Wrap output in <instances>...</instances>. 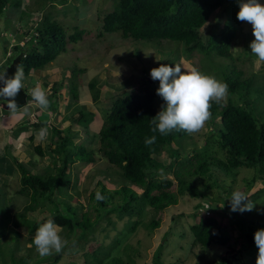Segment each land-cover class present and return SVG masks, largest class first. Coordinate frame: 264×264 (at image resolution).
<instances>
[{"label": "trees", "instance_id": "obj_1", "mask_svg": "<svg viewBox=\"0 0 264 264\" xmlns=\"http://www.w3.org/2000/svg\"><path fill=\"white\" fill-rule=\"evenodd\" d=\"M113 1L114 9L100 19L99 36L102 35L101 33H119L124 40L146 42L166 40L182 44L186 60L199 57L201 63H208L211 66L206 69L207 75L220 78L221 82L228 84L226 101L211 103V119L208 122L211 126L209 132L211 143L216 144L225 154V159H218L208 151L194 150L189 155L184 148L185 138L189 134L184 131H174L166 136H161L159 132L153 133L152 118L159 112L160 96L157 95L156 89L151 87L150 82L144 80L138 84V90L135 91L136 86H133L132 91L114 99L104 113L102 127L90 136L88 145L74 144L71 137L62 136V131L52 128V137L45 150L40 145L33 148L40 156H47L52 163V170L44 175L29 172L17 162L16 158L8 155L12 164L7 163L9 172L6 175L11 177L16 171L20 172V188L17 193L29 196L30 204L24 207L23 212L13 216L8 209L0 208V257L9 256V260L3 259L1 264H28L31 253L16 258L15 247H25L26 241L34 238L37 227L49 219L42 215L41 211L34 219L28 218L29 214L35 212L37 206H42L53 193H61L69 187L68 173L74 163H92L95 154L102 156L117 169L115 173L121 180V187L108 191L102 186L97 191L105 197L102 201L96 200L97 192L93 191L90 195L92 204L90 207L98 212L99 209H105L112 204L117 197L119 203L114 210L118 219H122L125 215L129 217L140 215L138 201L141 195L154 212H162L176 205L178 197L185 195L204 202L205 195L198 190L196 178H205L211 181L207 187L221 190L214 173L217 176L231 178L234 182L239 170H253L254 175L251 180H244L247 186L251 187L257 180L264 182V75L259 77V80L255 74L243 77V71L233 64L232 42L241 31V21L237 19L239 6L234 9L229 7V10H232L231 14L224 18V22L220 20L216 24L217 34L209 35L204 33L211 18L231 0ZM234 3L235 0H232V4ZM20 4V0H0V16L8 6L17 8ZM21 15V18L29 17L26 12H21ZM31 28L32 26H29V29L23 33L28 36ZM77 29L75 34L69 36V41L77 42L82 38L85 32ZM65 32V27L61 23L50 15H44L41 29H36L23 46L19 44L14 46V57L21 55L19 68L22 69L25 77H29L34 71L45 69L59 55L66 52ZM216 60H228L230 64L218 63ZM200 70L202 72L203 69ZM143 84L146 87H143ZM95 85L96 80H92L89 84L90 89H94ZM96 91V95L92 98L93 102L98 98L99 90ZM77 99V95L73 93L74 104ZM49 109L54 112L53 103L50 104ZM94 116V113L82 107L76 115L68 119L72 124L87 131ZM45 125V122L39 120L35 124L27 125V128L16 126L9 132L13 135L15 133V138L20 133L28 134L29 141H33L34 131ZM153 135L156 136V143L145 145V139ZM54 136L58 138L57 141L53 140ZM92 144L97 146L96 151L89 149ZM175 165L176 169L173 170ZM160 169L172 171L176 182L175 190L172 180L155 177L160 174ZM98 185L101 183L98 182ZM135 188L140 189L142 193L137 194ZM262 195L260 190L252 194L249 199L255 203ZM228 199L230 197L225 198L224 204L231 211L229 213L233 217L234 227L243 237L244 232L241 228L243 212H233ZM201 206L202 204H199V207ZM82 209V206H71L69 202H65L62 209L54 207L51 211L50 218L63 228L61 235L66 239L72 234L74 227L88 229L100 218L98 215L96 221H92L90 213L80 212ZM109 211L107 210L106 213ZM158 225L157 221L152 220L143 227L152 231ZM138 226H141L140 221H129L126 225L130 231H134ZM24 227L26 233L22 234ZM9 228L15 231L7 236ZM190 234L193 238L192 245H199L202 248L212 245L227 247L230 241L229 232L225 227L219 226L214 216L201 217L197 223L190 226ZM246 237L247 241L242 243L243 248L255 244L254 236L250 238L249 234ZM10 241L14 242L12 246L9 245ZM118 244V241L112 242L109 246L99 243L79 260L63 261L61 260L63 256H58L53 262L44 264H125L121 258L113 255ZM163 248L164 246L158 248L154 264H162ZM215 264H231V262L222 257L220 262Z\"/></svg>", "mask_w": 264, "mask_h": 264}, {"label": "rangeland", "instance_id": "obj_2", "mask_svg": "<svg viewBox=\"0 0 264 264\" xmlns=\"http://www.w3.org/2000/svg\"><path fill=\"white\" fill-rule=\"evenodd\" d=\"M259 2L264 5V0ZM20 3L17 8L8 6L0 16V73L13 60L14 46L16 44L23 46L36 29H41L44 15H50L65 27L67 46L66 52L59 55L45 69L34 71L29 77H24L23 89L29 90L27 106L12 112L5 107L1 108L0 102V208L8 209L12 216L23 212L24 207L30 204V197L17 193L20 188V172L16 171L11 177L6 175L9 172L7 163L12 164L9 154L29 172L44 175L52 170V163L47 156H40L33 148L40 145L45 150L52 137V128L62 131V136L71 137L74 144L88 145L90 136L102 127L104 113L115 98L132 91L133 86H136L135 91L138 90V84L144 80L150 82L153 89L159 88V81H154L150 76L151 69L161 64L172 67L178 64L182 71L188 72L196 68L201 72L202 68L206 74V69L211 67L208 63H201L199 57L186 60V56L183 55V45L172 41L124 40L119 33H101L102 35L99 36L100 19L114 9L113 0H20ZM239 3L240 0H235L234 4L232 0L226 3L211 18L204 34H217L216 24L231 14L232 10H229V7L234 9L239 6ZM21 12L28 13L29 17L21 18ZM29 26H32V30L26 36L23 32H26ZM240 26L241 31L232 42L233 64L243 71V77L255 74L259 80V77L264 75V61L251 53L250 43L255 39L252 25L241 21ZM76 29L85 33L79 41L71 42L68 38L75 34ZM216 62L230 64L228 60H216ZM92 80H96L94 89L89 87ZM217 80L221 81L220 78ZM37 84L46 91L55 107L54 112L49 108L41 110L33 100L32 89ZM28 86L32 88L28 89ZM144 86L146 87L145 84ZM96 90H99V94L96 102H93L92 98L96 95ZM73 93L78 98L75 104L72 101ZM158 102V111H161L162 106H166V102L162 97ZM82 107L95 114L87 131L72 124L68 119L76 115ZM39 120L46 123L41 128H47L49 132L44 141L37 139V133L41 128L35 127L33 141H29L28 134L20 133L15 138L16 134L9 132L16 126L22 129L27 128V125L35 124ZM209 120L199 132L189 134L185 138L184 148L189 155L194 150L208 151L216 158L224 160L225 154L216 144L211 143ZM57 139L54 136L53 140L57 141ZM89 149L96 151L97 146L92 144ZM175 169L176 165L173 167V170ZM116 170L99 154H95L92 163H74L68 173L69 187L61 193H53L42 206H37L36 211L29 214L28 218L34 219L41 211L42 215L50 218L53 208L62 209L65 202H69L71 206H82L83 209L80 212H89L92 221H96L98 215L104 214L95 233L96 241L89 243L84 253L63 256L61 260H79L99 243L109 246L112 242L118 241L119 244L113 255L121 258L125 264L128 262L154 264L155 254L160 246H164L161 252L162 264H215L220 262L222 257L227 258L231 264H256L257 246L253 244L248 248L242 247L243 241H247L246 235L250 234L251 238L258 229L264 227V182L257 180L251 187H248L245 182L251 180L254 175L253 170H239L234 182L231 178L217 176L214 173L221 190L216 187H207L211 181L205 178H196L198 190L205 195L204 202L185 195L178 197L176 205L162 212H154L147 206L141 195L138 201L140 215L136 214L133 217L125 215L122 219H118L117 212L114 210L119 203L117 197L105 209L97 207L98 212L90 207L92 205L90 195L93 191L97 192L102 186L108 191L121 187V180L115 173ZM155 177H161V174ZM163 178L172 180L173 190L176 189L172 171L163 170ZM98 182L101 185H98ZM135 190L139 195L142 193L138 188ZM260 190L263 195L254 203L253 210L243 212L241 228L244 236L242 237L233 225L234 220L229 213L231 211L224 204L225 198H231L234 191H242L250 197ZM199 204L202 206L199 207ZM107 210L110 211L106 213ZM203 216H214L219 226L226 228L230 234L227 247L212 245L202 248L199 245H192L190 226L197 223ZM152 220L159 223L158 227L152 231L146 230L143 225H148ZM129 221H140L141 226L130 231L126 227ZM14 231L9 228L7 236ZM21 232L25 234L26 227ZM13 244L14 242L10 241L9 245ZM34 247L33 238L26 241L25 247H15L16 258L31 253L27 262L30 264L32 260L40 257ZM3 259L9 260V256L0 257V264Z\"/></svg>", "mask_w": 264, "mask_h": 264}, {"label": "clouds", "instance_id": "obj_3", "mask_svg": "<svg viewBox=\"0 0 264 264\" xmlns=\"http://www.w3.org/2000/svg\"><path fill=\"white\" fill-rule=\"evenodd\" d=\"M239 9L237 19L252 25L255 39L250 43L251 53L259 60L264 61V5L259 0H240ZM150 76L154 81H159V88L156 92L166 102V106H162V110L152 118L151 131L159 132L161 136L169 135L174 131H184L188 134L199 132L211 117V103L225 101L228 96L229 86L227 83L217 80L214 76L204 74L196 68L185 72L178 64H175V67L161 64L150 70ZM24 77V73L19 67L12 78L7 77L6 70L0 73V83L4 85L0 87V98H5L8 102L6 104L0 101L1 108L5 107L12 112L16 111L17 105L14 98L24 87ZM24 91L29 96V90ZM28 96L25 106L29 102ZM32 97L41 110H47L50 107L51 102L41 85L37 84L32 89ZM48 135V129L41 128L37 133V139L44 141ZM155 143V135L145 139V145ZM159 171L163 178V169ZM104 199L105 197L97 192L96 200ZM228 201L233 212L252 211L254 207V203L242 191H234ZM62 232L63 228L52 218L37 227L33 243L41 258L54 253L59 254L69 246V241L61 235ZM254 242L258 248L256 264H264V228L258 229L254 233ZM71 246L75 248V240L71 241Z\"/></svg>", "mask_w": 264, "mask_h": 264}, {"label": "water", "instance_id": "obj_4", "mask_svg": "<svg viewBox=\"0 0 264 264\" xmlns=\"http://www.w3.org/2000/svg\"><path fill=\"white\" fill-rule=\"evenodd\" d=\"M20 60H21V55L15 57L13 60H11L10 64H8L7 67L4 68V70L1 73H3L6 70V74L8 78L14 77L17 67H20ZM3 86L4 85L0 83V87H3ZM27 96H28L27 92L24 91L23 89L19 91L17 96L14 98L17 108H20L26 105ZM0 101L8 104L5 98H0ZM103 217H104V214L102 213L98 221L95 222L94 225H92V227L88 229H85L83 227H77V226L74 227V231L72 232V234L70 235L68 239L69 246L66 247L61 253L59 254L54 253L44 258H41V257L35 258L34 260H32L30 264H44L45 262H53L55 258L58 256H72L75 254L84 253L89 243L96 241L95 233L98 230V227H99L98 224L101 221V219H103ZM73 240L76 241L75 248L71 246V241Z\"/></svg>", "mask_w": 264, "mask_h": 264}, {"label": "bare ground", "instance_id": "obj_5", "mask_svg": "<svg viewBox=\"0 0 264 264\" xmlns=\"http://www.w3.org/2000/svg\"><path fill=\"white\" fill-rule=\"evenodd\" d=\"M82 129V128H81Z\"/></svg>", "mask_w": 264, "mask_h": 264}]
</instances>
